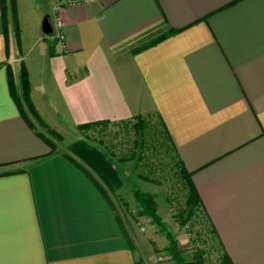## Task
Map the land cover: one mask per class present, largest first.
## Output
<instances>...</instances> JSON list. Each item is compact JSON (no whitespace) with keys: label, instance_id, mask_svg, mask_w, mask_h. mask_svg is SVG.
<instances>
[{"label":"crops","instance_id":"obj_1","mask_svg":"<svg viewBox=\"0 0 264 264\" xmlns=\"http://www.w3.org/2000/svg\"><path fill=\"white\" fill-rule=\"evenodd\" d=\"M15 16L6 47L0 20V264H151L21 118L15 59L53 128L158 115L232 263L264 264V0H15Z\"/></svg>","mask_w":264,"mask_h":264},{"label":"rangeland","instance_id":"obj_2","mask_svg":"<svg viewBox=\"0 0 264 264\" xmlns=\"http://www.w3.org/2000/svg\"><path fill=\"white\" fill-rule=\"evenodd\" d=\"M17 62L18 59L11 62L14 69ZM145 118L147 120L143 129L138 130L132 125L134 119L111 121L104 126L87 129L63 122L57 129L43 120L45 126L41 127L29 117L36 129L46 134V128H51L59 134L58 139L51 138L55 150L65 151L71 141L84 139L101 150L111 161L120 181L114 187V195H109L113 211L120 217L137 252L144 253L149 263L156 264L155 256L161 253L165 239L147 217L136 214L137 205L131 194L133 187L152 193L157 213L174 233L186 259L191 258L194 249L200 248V262L195 264H216V242L213 237L203 232L205 227L201 226L199 215L183 224L177 222L175 213L181 206L183 189L173 171L170 151L160 144L159 126L155 124V116L151 114ZM119 157L123 158L118 159ZM141 175L149 179H142Z\"/></svg>","mask_w":264,"mask_h":264},{"label":"trees","instance_id":"obj_3","mask_svg":"<svg viewBox=\"0 0 264 264\" xmlns=\"http://www.w3.org/2000/svg\"><path fill=\"white\" fill-rule=\"evenodd\" d=\"M15 0H0V20L1 29L4 38V46L6 47V29L8 23L11 25L13 32H16L15 24ZM4 76L9 96L11 97L17 111L21 118L29 127H33L35 134L41 138L48 146V152L55 150V145L51 138L59 137V134L51 129L46 128V134L39 129H35L32 121L29 117L36 122L39 126H45L42 119L35 111L32 102L29 97V83L27 79V73L24 64L18 61L16 68H12L9 63L4 64ZM147 115H134L132 125L135 129L142 130L144 123L146 122ZM155 124L159 126V138L160 144L167 151H170V159L172 162V168L174 173L180 180L183 197L181 206L176 211L177 222L183 224L186 221L196 218L199 215L202 224L205 227L203 232H206L214 238L217 248V262L216 264H233L229 256L223 250L214 228L210 224L204 209L200 203L197 192L190 180V173L186 170L180 159L178 158L175 149L171 143L170 137L165 129V126L158 115H155ZM109 122L108 119H96L91 121H85L76 123V126L80 129H87L92 126H104ZM67 159L79 168L88 180L92 183L95 189L100 193L104 200L109 205L113 218L121 231L126 243L132 246L128 233L123 225L120 217L113 211V205L109 195H114V187L119 185V178L116 170L113 167L111 161L93 144L85 141L84 139H76L68 143L65 151H62ZM123 157H119L122 159ZM142 179L148 180L144 175H141ZM132 198L137 205L136 214L148 218V221L155 227V229L161 233L165 239V243L161 246V253L168 255L173 264H195L200 262V248L194 249L191 258H185L182 255V251L177 244L174 233L165 225L156 211V203L153 199L151 192L143 190L139 187H133L131 190Z\"/></svg>","mask_w":264,"mask_h":264},{"label":"built area","instance_id":"obj_4","mask_svg":"<svg viewBox=\"0 0 264 264\" xmlns=\"http://www.w3.org/2000/svg\"><path fill=\"white\" fill-rule=\"evenodd\" d=\"M89 1H92V0H63V2L68 3V4H73L76 2H89ZM51 34L53 38L56 40L59 50H64L65 49V37L61 30V21L58 17H54L52 21ZM155 261H156V264H169V262L173 264L172 261L169 259L168 255L164 253H157L155 256Z\"/></svg>","mask_w":264,"mask_h":264},{"label":"water","instance_id":"obj_5","mask_svg":"<svg viewBox=\"0 0 264 264\" xmlns=\"http://www.w3.org/2000/svg\"><path fill=\"white\" fill-rule=\"evenodd\" d=\"M50 25L46 19V15H43L40 20V31L42 33H49L50 32Z\"/></svg>","mask_w":264,"mask_h":264}]
</instances>
